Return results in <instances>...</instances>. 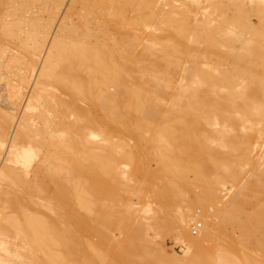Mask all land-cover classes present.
I'll return each mask as SVG.
<instances>
[{
  "label": "bare ground",
  "instance_id": "bare-ground-1",
  "mask_svg": "<svg viewBox=\"0 0 264 264\" xmlns=\"http://www.w3.org/2000/svg\"><path fill=\"white\" fill-rule=\"evenodd\" d=\"M111 1L126 2L127 9L132 4L137 13L129 22L150 27L127 59L119 48H107L106 31L94 42L90 27L79 35L70 15L22 29L33 40L25 59H10L7 46L0 45V81L7 84L0 85V253L8 252L10 260L3 255L0 264H88L85 237L93 231L113 257L151 264L154 258L146 251V257H136L145 223L140 211L150 226L169 229L182 245L180 254L158 250L160 259L168 257L165 263L231 264L232 259L219 257L231 247L225 250L216 240L247 202L244 195L261 202L263 166L250 185L238 187L242 197L231 208L218 214L208 204L219 185L234 187L238 167L248 162L243 146L264 132V0L100 2L111 10ZM77 3L84 5L73 0L72 10ZM122 6L117 5L116 16L105 7V30L115 26L108 22L111 13L125 22ZM82 12L83 18L87 11ZM21 22L14 24L20 29ZM119 27L112 32L124 26ZM0 33L11 34L10 21L0 24ZM112 36L109 41L117 34ZM128 40L125 44L134 45ZM53 89L65 97L56 99ZM38 151L42 156L30 175L27 168ZM174 209H179L175 219ZM259 211L238 223L239 237L264 248ZM196 218L203 226L192 236L188 227Z\"/></svg>",
  "mask_w": 264,
  "mask_h": 264
},
{
  "label": "rangeland",
  "instance_id": "rangeland-1",
  "mask_svg": "<svg viewBox=\"0 0 264 264\" xmlns=\"http://www.w3.org/2000/svg\"><path fill=\"white\" fill-rule=\"evenodd\" d=\"M57 0H0V24H5V23H7L8 21H10V35L9 34H2V33H0V45H5V46H7V56L8 57H10V59H12L13 57L14 58H18L19 60L20 59H25L26 57H27V53L29 52V51H31V48H32V46L31 45H33V40L31 41V39H29V38H27L24 34V30H22V29H28V30H32L31 28H34V27H41L42 25H43V23H44V25H45V22L47 21L48 22V20L50 19V20H52V19H54L53 21H55V22H58V20L59 21H61V18H63V17H65V16H71V19H72V21H73V24L75 23V24H77V27L78 28H76V29H78L77 31V33L79 34V33H81L82 31H84V30H86L85 28L86 27H90L89 29H90V33H92L90 36L91 37H89L91 40V42H94V41H98V38H99V41L100 40H102L101 39V37H99L100 35H101V33H104L105 31H106V33H108L107 34V36L105 35V33H104V35L106 36H104V35H102V38H104L102 41H104L105 43H106V46H107V48L109 47V49H113L112 47H114V49L117 47V48H119L118 50L121 52V55H122V53L123 54H125V55H123V58H125V59H127V56H130L129 54H131V53H133L134 52V50L135 51H138L139 50V48H140V45H141V42L142 41H144V39L142 40V37L144 38V36L146 35L145 33H147V31H149L150 29V27L149 26H147V27H137L136 25H134L131 21L129 22V19H130V17H134L135 15H136V13H137V11H135V8H130L131 7V5H130V3H129V8L127 9V6L128 5H126L125 3L126 2H124V3H115L114 1H111L110 2V4L112 5V3H114V7H112L111 5H108V6H110V7H112L113 9H111V10H113L114 12H113V15L114 14H116L117 12H120V11H117L116 13H115V10H117L116 8H117V5H123L122 6V10L121 11H124L125 10V7H126V12H125V14H124V16H126V17H124L125 19H124V21L126 22L127 21V19H128V24H127V22L125 23V22H122L123 24H121V21H119L118 19L117 20H115V18H118V17H113L112 18V13L110 14V16H108V18H109V20H110V18L111 19H113V20H110V21H108V19H107V21L108 22H111V24L110 25H112V23H114L113 25H115V26H112V27H116V24H117V30H118V28H120L119 27V25L122 27V26H124V27H122L123 28V30L121 31H119V33H113L112 32V30H113V28L112 27H110V28H108V29H110L109 31H108V29H106L105 30V28H107L105 25L106 24H108V23H105L104 22V20H106V17H107V13L109 14L110 12H112L111 10H110V8L109 7H107V6H105V4L107 5L108 4V2H109V0H106L107 2L104 4V2H105V0H103L104 2H100V1H102V0H95V4H93L94 3V0H92V3H90L89 2V0H82L83 2H84V5L82 6L81 4H79V3H77L76 4V6H75V8L72 10V3H73V0H63L62 1V3L59 5V2H58V4H57V2H56ZM70 1V2H69ZM88 1V3H87V5H85L86 4V2ZM160 1H164V0H160ZM179 0H177V2H178ZM184 1H186L187 3H189V4H191V5H193V1L192 0H184ZM171 2H173L172 0H171ZM176 1H174V3H177ZM192 2V3H191ZM263 2V1H262ZM38 3V4H37ZM90 3V4H89ZM97 3V4H96ZM99 3H102V4H99ZM33 4V5H32ZM55 4H57V5H55ZM93 4V5H92ZM116 4V5H115ZM124 4H125V7H124ZM128 4V3H127ZM195 4V3H194ZM59 5V6H58ZM95 5V6H94ZM103 5V6H102ZM78 6V7H77ZM89 6V7H88ZM91 6H94V7H92L91 8ZM100 6V7H99ZM166 5H164V7H165ZM40 7V8H39ZM97 7V8H96ZM102 7H104V8H102ZM105 7H107V8H109L108 10H109V12H107V11H105L104 9H105ZM51 8V9H50ZM57 8V9H56ZM60 10H59V9ZM82 9L83 11H84V9L83 8H85V12H82V13H85V14H83L84 16H83V18L84 17H86V15L88 14V12L90 13V14H88V16L86 17V18H82L81 17V15H79V13H81V12H79V9ZM115 8V9H114ZM168 7H166V9H167ZM80 9V10H81ZM88 9V10H87ZM99 9V10H98ZM102 9H103V11H102ZM119 10L121 9V8H118ZM134 9V10H133ZM50 10V11H49ZM76 10V11H75ZM78 10V11H77ZM90 10V11H89ZM40 11H41V14H40ZM48 11V12H47ZM59 11V12H58ZM61 12V13H60ZM65 12V13H64ZM73 12H74V14H73ZM76 12V13H75ZM77 12H79L78 13V15H79V18L81 17L83 20H81V18L79 19L78 18V15H77ZM102 12H105V15H104V13H102ZM107 12V13H106ZM134 12V13H133ZM68 13V14H67ZM72 13V14H71ZM103 15H102V14ZM123 14H120L119 13V16L120 17H122L123 16ZM58 15V16H57ZM73 15H75V16H73ZM90 15V16H89ZM132 15V16H131ZM63 16V17H62ZM73 16V17H72ZM76 16H77V18H76ZM114 16H116V15H114ZM33 18V19H32ZM45 18V19H44ZM47 18V19H46ZM56 18V19H55ZM101 19L102 18V23L103 24H100L101 22L99 21V20H97V19ZM127 18V19H126ZM42 19V20H41ZM93 19V20H92ZM104 19V20H103ZM16 20H22V22H21V26H20V29L18 28V26L17 25H15L14 23H15V21ZM24 20V21H23ZM41 20V21H40ZM44 20V21H43ZM57 20V21H56ZM88 20V21H87ZM95 20V21H94ZM97 20V21H96ZM121 20L123 21V19L121 18ZM131 20V19H130ZM252 20L253 21H256V19L254 18V17H252ZM36 21V22H35ZM52 21V23H51V25H50V27H52L53 29H54V27L53 26H55V22H53ZM80 21V22H79ZM90 21V22H89ZM106 21V22H107ZM24 22V23H23ZM30 22V23H29ZM41 22V23H40ZM43 22V23H42ZM46 22V23H47ZM116 22V23H115ZM118 22H120V24L118 23ZM55 23V24H54ZM80 24V26H79V24ZM87 23H88V25H87ZM99 23V24H98ZM12 24H13V26H12ZM28 24V25H27ZM33 24V25H32ZM74 24V25H75ZM86 24V25H85ZM119 24V25H118ZM16 27H15V26ZM53 25V26H52ZM103 27H102V26ZM33 26V27H32ZM101 26V27H100ZM108 26V25H107ZM24 27V28H23ZM28 27V28H27ZM105 27V28H104ZM17 28H18V30H20V32H21V34L20 35H18L19 34V31L17 30ZM52 28H49L48 30H49V32L51 33L52 32ZM92 28V29H91ZM100 28V29H99ZM102 28H103V30H102ZM135 28V30H133ZM142 28H143V30H142ZM12 29V30H11ZM88 29V30H89ZM95 29V30H94ZM121 29V28H120ZM138 29H140V30H138ZM51 30V31H50ZM99 30V31H98ZM101 30H102V32H101ZM115 30V29H114ZM113 30V31H114ZM74 31H76V30H74ZM73 31V32H74ZM92 31V32H91ZM95 31V32H94ZM108 31V32H107ZM128 32L129 31V33H127L128 35L126 36V35H122V34H124L125 32ZM136 31V32H135ZM16 32V33H15ZM48 32V33H49ZM73 32H71V33H73ZM110 32V33H109ZM117 32V31H116ZM18 33V34H17ZM71 33H69L70 35H72ZM76 32H75V34L73 33V35L72 36H75L76 34H77ZM97 33V34H96ZM121 33V34H120ZM136 33H138V34H136ZM140 33V34H139ZM110 34H111V36H110ZM113 34H115V36H116V34H117V36H116V38H114V40L116 39V42L118 41V39H119V41L121 40V39H123L122 41H121V43L119 44V43H116V42H114L113 43V41L114 40H111V41H109L110 39H112L113 38ZM3 35V36H2ZM23 35V36H22ZM80 35V34H79ZM78 35V36H79ZM5 36V37H4ZM8 36H10L9 38H7ZM49 36H50V34H48V39H49ZM96 36V37H95ZM109 36H110V38H109ZM114 36V37H115ZM123 36V37H122ZM140 36V37H139ZM3 37V38H2ZM17 37V38H16ZM80 37V36H79ZM93 37V38H92ZM112 37V38H111ZM133 37V38H132ZM96 38V39H95ZM124 38H125V40H124ZM127 38H129V40L128 41H130L131 39L135 42H133L134 43V45L133 44H130V45H127V44H129V43H127V44H125V42L124 41H127ZM94 39V40H93ZM139 40V45H138V43H137V40ZM24 40H25V42H24ZM132 40H131V43H132ZM136 40V41H135ZM118 41V42H119ZM103 42V43H104ZM123 42H124V46H122L123 45ZM30 43H31V45H30ZM104 43V44H105ZM116 44H118V46L116 45ZM122 44V45H121ZM115 45V46H114ZM126 45V46H125ZM132 45V46H131ZM137 45V46H136ZM29 46V47H28ZM128 46H130L129 47V50H128ZM133 46H134V48H133ZM138 46H139V48H138ZM23 47V48H22ZM8 48H10V49H8ZM117 48L115 49V51H117ZM130 48H131V50H130ZM125 49V51L126 52H124L123 50ZM133 49V50H132ZM122 50V51H121ZM114 50H112V52H113ZM130 51H131V53H130ZM119 52V53H120ZM135 53V52H134ZM128 54V55H127ZM12 57V58H11ZM120 58H122V57H120ZM119 58V59H120ZM123 58H122V60H123ZM120 61H121V59H120ZM125 61V60H124ZM181 61H184V59H183V57H181ZM5 80H2V81H0V85H5L6 84V81L4 82ZM8 83H9V81H7ZM10 84V83H9ZM7 85V84H6ZM54 90V91H53ZM52 90V93H53V96L57 99V97H58V95L60 96L62 93H60V92H58V90H56V89H53ZM56 92V93H55ZM55 93V94H54ZM58 93V94H57ZM56 95H57V97H56ZM61 97H65L64 96V94H62L61 95ZM80 102V104L81 105H83L84 103H82L81 101H79ZM1 118V117H0ZM240 133H242V131L240 132ZM130 141H131V139H130ZM128 142H129V139H128ZM130 143V142H129ZM243 151L245 152V154L247 155V158H248V162H246V164L245 163H243L240 167H238V172H239V177H238V179H237V181L235 182V185H234V187L232 188V189H230V190H226L224 187H222V186H218L217 187V194L215 195V197H214V200L213 201H211L212 203H210V204H208L209 205V207L211 208V209H213L216 213H218V214H221L222 213V210L225 208V207H227V210L229 209V208H231V206L234 204V201L237 199V198H239L238 196H240V197H242V195H238V193H236L237 192V189H238V187H240V186H245V185H250L251 183H252V180L254 179V177L255 176H257V175H259L260 173H258L259 172V170H258V168L260 167V166H263V167H261V169H263L264 168V132H260V133H255V134H253L252 135V137L250 138V140L247 142V145L245 144V146H243ZM38 152H40V151H38ZM37 152V153H38ZM42 152H43V149H42ZM42 152H40V153H36L37 155L33 158V160H32V162H31V164L28 166V168H27V171L29 172L30 171V175H31V173L33 172V170L34 169H32V168H35L34 166L36 165V163H38V161L37 160H40L41 159V157H40V154H41V156H42ZM263 153V154H262ZM248 154L250 155V157L252 158H256L255 159V161L253 160V162H252V159L248 156ZM255 155V156H254ZM40 157V158H39ZM258 157V158H257ZM260 158V159H259ZM257 160V161H256ZM258 160H260V161H258ZM35 161H36V163H35ZM262 161H263V163H262ZM250 162V163H249ZM260 162H261V164H260ZM150 165L151 166H154V162L151 160V163H150ZM260 169V168H259ZM240 170V171H239ZM157 183H158V185H161V182L159 181H157ZM260 183H261V185H262V189H261V192H260V195H259V198H261L262 200H261V202L259 203V204H255V203H252V201L251 202H249V200H251V199H253V196H252V194H248V196H243L242 197V199H244L245 201H247V202H245L244 204H243V206L240 208V210H238L236 207V217H235V220H234V222L232 223V224H229V225H227L226 226V230L224 231V233H221V234H219V237H218V239L216 240L217 241V244H220V245H222L223 247H224V249L225 250H227V247H231V249H229V250H231V253L230 252H228V251H224V254L223 255H221V256H219V257H226V259H227V257L228 258H230V259H232V261H231V264L233 263V264H264V248H260V246H258V245H250V244H248L247 242H249V238L247 237V236H242V237H239V236H241L242 235V232L241 231H239V228H238V223H240L241 221H246V217H247V215H249V214H251V213H253L256 209H259L260 211V213H262L263 215H262V217L264 218V174L260 177ZM259 194V193H258ZM131 197L133 198V195H131ZM4 199V196L2 197V200ZM144 200L146 201V200H148V197H145L144 198ZM143 200V201H144ZM142 202V201H141ZM142 205H144V203H141L140 204V206H142ZM234 209V208H233ZM79 212H82L81 211V209L79 210ZM178 213H179V209H174L173 210V212H172V218H174L175 219V217L178 215ZM139 216H141L142 218H143V221L146 223H144L139 229H140V233H141V236H140V238L136 241V242H138V244H141V247H140V249H141V254L139 253L136 257H146V253H147V257H150V255H151V257H153L154 258V260H153V263H151V264H167V263H165V261H166V259L168 258V257H161V259H160V254L158 253V250L160 251L161 250V252L162 253H165V252H167V253H170V252H176V253H182V249H181V247H182V245H181V243H176V241L174 240V238H173V236H172V234H171V231L169 232H167V230H169V229H167L166 228V230L165 231H162V230H164V228L163 229H159V227H158V224H155L156 226H150L148 223L150 222L149 221V217H148V215L146 214V213H144V212H142V211H140L139 212ZM146 217V218H145ZM147 219V220H146ZM222 218H220L219 219V221H218V224L217 225H221V221L223 220H221ZM194 221H200V223L202 222L200 219H195V220H193V222ZM191 223L192 222H190V225H191ZM199 223V224H200ZM147 225V226H146ZM203 226V222L201 223V227ZM155 227V228H154ZM200 227V228H201ZM143 228V229H142ZM150 228V229H149ZM188 229H189V232H190V226L188 227ZM142 230V231H141ZM155 230V231H154ZM144 232V233H143ZM157 232V233H156ZM198 232H199V230L198 231H196V233H191V235L192 236H196L197 234H198ZM93 233H94V231L91 233V236H87V237H85L86 238V241L89 243V249H90V251L88 250V248L86 249V251L84 252L85 254H84V256L87 258V261H89L88 262V264H126L123 260H121V258H119L117 255H114V257H113V254L112 253H110V252H107V251H105V250H103L102 248H101V245H99L100 244V239H101V237L98 235L97 236V234L96 235H93ZM96 233V232H95ZM94 233V234H95ZM147 233V234H146ZM195 234V235H194ZM257 236H259V232H257V233H255ZM150 235V236H149ZM117 236V235H116ZM116 236H113V237H111L112 239V241L113 242H115V243H113L115 246H117V244H119L118 243V241H117V239H116ZM147 236V237H146ZM97 237H99V238H97ZM244 238V237H246V238H244V239H242V242H243V244H240L239 242H238V239L239 238ZM96 238L97 239H99V240H96ZM117 238H119V236H117ZM238 238V239H237ZM152 239V240H151ZM90 240V241H89ZM142 241H146L147 243L145 244H143V242ZM96 243V244H95ZM157 245H156V244ZM247 243V244H246ZM233 244H235L236 246H233ZM95 246V247H94ZM146 246V247H145ZM92 247V248H91ZM143 247V248H142ZM153 248V249H152ZM158 248V249H157ZM92 249H93V251H92ZM99 251H98V250ZM152 249V250H151ZM96 250H97V252H96ZM101 250V251H100ZM3 252V250H2V248L0 247V252ZM105 251V252H104ZM143 251V252H142ZM145 251H146V253H145ZM153 251H154V253H153ZM7 252V251H6ZM87 252V253H86ZM8 253V252H7ZM3 254L4 255V259L5 260H7L8 262L10 261L9 259H7V257H8V254ZM96 253V254H95ZM101 254V256H100V254ZM102 253H103V255L104 254H106V255H104L105 256V258L103 257V259H102ZM142 253H145L144 255H142ZM94 254V255H93ZM111 256H110V255ZM0 255H1V253H0ZM3 255H1L0 257H3ZM100 257H99V256ZM108 255V256H107ZM157 255V256H156ZM110 256V257H109ZM118 257V258H115V257ZM95 257V258H94ZM133 257V256H132ZM212 257V256H211ZM214 257V256H213ZM216 257V256H215ZM218 257V256H217ZM101 258V259H100ZM113 258V259H112ZM163 258V259H162ZM118 259V260H117ZM241 259V260H240ZM107 260V261H106ZM115 260V261H114ZM94 261V262H93ZM101 261V262H100ZM119 261L121 262V263H119ZM155 261V262H154ZM246 261V262H245ZM158 262V263H157ZM235 262V263H234ZM210 264V263H209Z\"/></svg>",
  "mask_w": 264,
  "mask_h": 264
},
{
  "label": "built area",
  "instance_id": "built-area-1",
  "mask_svg": "<svg viewBox=\"0 0 264 264\" xmlns=\"http://www.w3.org/2000/svg\"><path fill=\"white\" fill-rule=\"evenodd\" d=\"M199 223H200V221H194V222L191 223V225H190V232L191 233H194L196 228L199 227Z\"/></svg>",
  "mask_w": 264,
  "mask_h": 264
}]
</instances>
